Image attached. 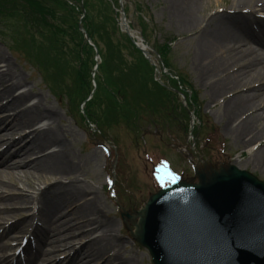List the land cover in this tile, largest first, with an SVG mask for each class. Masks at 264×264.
<instances>
[{"label": "rangeland", "instance_id": "374dc122", "mask_svg": "<svg viewBox=\"0 0 264 264\" xmlns=\"http://www.w3.org/2000/svg\"><path fill=\"white\" fill-rule=\"evenodd\" d=\"M70 2L79 15L77 10L75 16L62 11V21H57L61 31L52 32V41L73 47L72 24L80 18L77 29L90 48L89 41L94 43L81 23L87 12L85 6L80 0ZM109 2L113 4L111 0ZM230 3L231 0H210L202 15L234 13L228 8ZM169 7L168 0H125L122 7L114 10L119 36L134 46L126 52L128 60L133 63L136 73L142 74L145 84H150L151 79L158 85L152 83L150 86L159 105L152 108L151 103L146 110L139 107L137 100V96L145 95L144 88L132 84L127 93H115V78L110 77L114 76L115 64L102 58L93 48L85 49V44L78 39L79 47L86 54L76 58L78 64L74 62L78 77L68 84L67 97H59L54 95L53 91H56L51 90L44 73L34 66L38 64L31 56L33 45L29 41L28 45H21L19 38L17 42L11 34L0 32V51L27 79L22 91L30 92L34 104L45 95L61 111L65 124L73 132L69 136L73 151L78 161L83 162L82 184H89L100 193L103 205L121 225L120 234L125 245L140 257V264L153 262L148 251L125 229L123 209L140 212L155 191L165 188L170 181L179 177L189 181L196 179L197 168L208 172L222 166H234L264 183L263 170L246 163L248 156L257 152L259 144L238 145L235 137L227 132L234 124L224 98L212 101L207 90L211 82L207 81L206 71L201 75L200 71L204 69L196 63L194 33L179 24ZM123 13L130 38L123 27ZM65 19L67 22L63 21ZM63 32L67 33L63 35ZM5 41L9 49L3 46ZM143 45L154 62L145 59L141 52ZM53 47L50 53L57 55ZM164 50L167 58L163 56ZM89 54L92 56L90 61ZM60 58L64 60V56L60 55ZM96 88V95L89 101ZM115 96L121 106L119 118L115 116ZM245 114L243 111L239 116L244 119ZM56 128L52 125L53 130ZM187 154L194 157L197 168ZM70 180L64 179L63 183L69 184Z\"/></svg>", "mask_w": 264, "mask_h": 264}, {"label": "bare ground", "instance_id": "6f19581e", "mask_svg": "<svg viewBox=\"0 0 264 264\" xmlns=\"http://www.w3.org/2000/svg\"><path fill=\"white\" fill-rule=\"evenodd\" d=\"M209 2L168 0L170 13L194 33L212 101L224 98L234 124L227 132L238 145L259 144L246 163L264 172V0H231L234 13L203 16ZM26 81L0 51V264H140L100 193L82 184L83 162L61 111L45 95L32 103L22 91ZM24 236L36 247L25 248L23 259L15 252Z\"/></svg>", "mask_w": 264, "mask_h": 264}, {"label": "water", "instance_id": "95a60500", "mask_svg": "<svg viewBox=\"0 0 264 264\" xmlns=\"http://www.w3.org/2000/svg\"><path fill=\"white\" fill-rule=\"evenodd\" d=\"M141 217L136 240L156 264H264V188L236 169L175 183Z\"/></svg>", "mask_w": 264, "mask_h": 264}, {"label": "trees", "instance_id": "16d2710c", "mask_svg": "<svg viewBox=\"0 0 264 264\" xmlns=\"http://www.w3.org/2000/svg\"><path fill=\"white\" fill-rule=\"evenodd\" d=\"M111 1L113 4L109 0H80V4L84 5L87 11L81 23L84 24L88 35L99 49L102 58L115 64V70H112L114 76H110L115 78V93H127L128 86L132 84L141 85L145 90V95L137 96V100L140 101L139 107L146 110L152 103L153 108L159 105L155 99L157 95L150 86L153 82L149 79L150 84L147 82L145 84L142 74L136 73L133 63L128 60L126 52L133 50L134 46L129 40L126 42L119 36L118 27H116V13L113 9L114 6L118 7V0ZM69 2L70 0H0V31L11 34L13 40L19 38L20 42L19 40L17 42L21 45H28L30 42L33 45L31 56L40 70L49 76L48 80L54 88L61 90L62 93H66L68 84L73 83L74 78L78 77V67L74 65V62L78 64L76 58H81L85 51L81 50L78 45L81 42L85 44L83 34L77 29L80 18L72 24L73 47L59 44L58 40L52 41V32L61 31L57 21H62V11H67L72 16L77 13L79 15V11L72 8ZM63 21L67 22V19ZM66 33L63 32V35ZM77 39L80 43H77ZM51 47L56 48L57 55L50 53ZM84 48H88L86 44ZM60 55L64 56V60L60 58ZM163 56L167 58L166 50L163 51ZM91 59L92 56L89 54L88 60ZM153 85L158 86L156 83ZM118 102L119 99L115 96L114 110L117 118L121 114V106Z\"/></svg>", "mask_w": 264, "mask_h": 264}]
</instances>
